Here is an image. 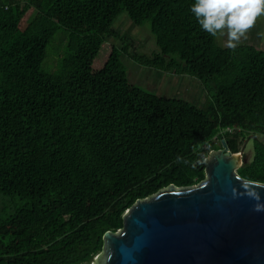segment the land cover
<instances>
[{"label": "trees", "instance_id": "trees-1", "mask_svg": "<svg viewBox=\"0 0 264 264\" xmlns=\"http://www.w3.org/2000/svg\"><path fill=\"white\" fill-rule=\"evenodd\" d=\"M194 2L0 0V195L21 202L0 208V264H91L138 201L206 180L201 156L205 146L219 150L221 131L234 154L248 135H264V50L220 46L201 30ZM124 13L149 23L157 53L142 56L113 28ZM61 30L70 33L65 55L48 72ZM123 53L196 78L203 100L132 84ZM254 149L238 174L264 184V143Z\"/></svg>", "mask_w": 264, "mask_h": 264}, {"label": "water", "instance_id": "water-1", "mask_svg": "<svg viewBox=\"0 0 264 264\" xmlns=\"http://www.w3.org/2000/svg\"><path fill=\"white\" fill-rule=\"evenodd\" d=\"M251 140L238 154L221 140L199 186L138 201L95 264H264V184L238 174Z\"/></svg>", "mask_w": 264, "mask_h": 264}, {"label": "rangeland", "instance_id": "rangeland-1", "mask_svg": "<svg viewBox=\"0 0 264 264\" xmlns=\"http://www.w3.org/2000/svg\"><path fill=\"white\" fill-rule=\"evenodd\" d=\"M113 28L117 32L133 39L142 56L150 57L159 51L156 37L152 34L149 23L143 27H137L131 21L128 14L124 13L118 18ZM67 34L70 35L68 31L61 30L58 36L49 45L47 57L43 65L46 71L52 73L59 72L66 50V45L64 46L61 38ZM246 36L247 38H241V41L237 46L251 43L257 45L259 49L264 50V16L257 19L256 24L253 28L248 30ZM225 40L226 37L218 36L220 46L224 47ZM109 42L111 44H116L119 48L123 47V43L116 42L113 39H109ZM122 62L128 71L127 74L130 82L151 93L166 98H183L193 103H198L200 99L203 100L202 93H204V89L202 83L196 78L186 75L179 76L171 72H161L155 68L133 61L130 59L129 55H126L125 53L122 55ZM200 104L202 105L203 101H200ZM258 138L264 142V138L261 136H258ZM215 142V145L220 149L222 147L221 141L217 140ZM253 148L254 140H251L246 146V151L250 150L252 153L250 159H252L254 154ZM212 150L213 149L209 146L204 147V152L201 156L204 161L210 160ZM199 185L200 184L194 187ZM19 205H21V202L17 199L12 201L11 198L0 195V208H14ZM97 258L98 257H96L91 264H95Z\"/></svg>", "mask_w": 264, "mask_h": 264}, {"label": "clouds", "instance_id": "clouds-1", "mask_svg": "<svg viewBox=\"0 0 264 264\" xmlns=\"http://www.w3.org/2000/svg\"><path fill=\"white\" fill-rule=\"evenodd\" d=\"M190 10L201 30L212 37H226L224 47L235 49L264 16V0H195Z\"/></svg>", "mask_w": 264, "mask_h": 264}, {"label": "flooded vegetation", "instance_id": "flooded-vegetation-1", "mask_svg": "<svg viewBox=\"0 0 264 264\" xmlns=\"http://www.w3.org/2000/svg\"><path fill=\"white\" fill-rule=\"evenodd\" d=\"M235 133H236L235 130L229 132V134H230V136L228 137V138H229V140H228L229 144L232 143V141H231V137H232ZM258 136H261L262 138H264V135H257V136H255V135L251 134V135H248V137H247L244 141H239L238 144H240V151L243 149L244 145L247 143V139L250 138V137H254V138H255L254 142L257 141V140H259L260 142H263L262 140H260V139L258 138ZM221 140H223V139H221ZM221 140H220V141H221ZM214 143H216V142L214 141ZM226 143H227V142H226ZM263 143H264V142H263ZM228 146H229V145H228ZM230 146H231V145H230ZM229 148H230V147H229ZM221 149H222V148H221ZM219 150H220V149H219ZM253 153H254V154H253V157H252V159H250L252 153H251L250 150L246 151V149H245L244 157H245V158H248V160H249L248 163H251V162L253 161V159H254V156H255V149H254V148H253ZM206 162H207V161H204L205 170H206ZM248 163H247V164H248ZM247 164H246V165H247Z\"/></svg>", "mask_w": 264, "mask_h": 264}, {"label": "built area", "instance_id": "built-area-1", "mask_svg": "<svg viewBox=\"0 0 264 264\" xmlns=\"http://www.w3.org/2000/svg\"><path fill=\"white\" fill-rule=\"evenodd\" d=\"M227 133V131H221L220 134L214 139V141L220 140V136H224Z\"/></svg>", "mask_w": 264, "mask_h": 264}, {"label": "crops", "instance_id": "crops-1", "mask_svg": "<svg viewBox=\"0 0 264 264\" xmlns=\"http://www.w3.org/2000/svg\"><path fill=\"white\" fill-rule=\"evenodd\" d=\"M243 45H252V46H256V47H257V45H254V44H251V43H250V44H243ZM259 46H260V45H259Z\"/></svg>", "mask_w": 264, "mask_h": 264}]
</instances>
